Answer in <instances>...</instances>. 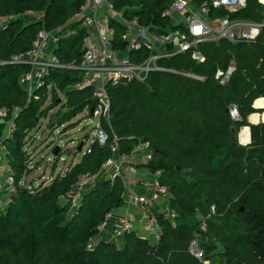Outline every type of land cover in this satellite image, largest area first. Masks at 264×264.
<instances>
[{
  "label": "trees",
  "instance_id": "trees-1",
  "mask_svg": "<svg viewBox=\"0 0 264 264\" xmlns=\"http://www.w3.org/2000/svg\"><path fill=\"white\" fill-rule=\"evenodd\" d=\"M84 1L0 0V17L12 18L0 30V61L30 50L41 29L65 27ZM111 1L117 10L137 16L152 30L173 28L171 19L163 15L172 0ZM263 13L260 0H248L246 8L230 16L260 22ZM78 26L76 22L70 28ZM83 38L84 31L79 30L60 41L56 53L62 63L80 64ZM199 49L204 61L185 53L161 64L202 80L152 72L144 82L123 79L109 84L110 120L103 123L109 133L106 144L94 138L78 162L38 187L28 180L33 172L28 148L40 120L58 107L49 128L66 123L70 124L64 132L74 128L71 122L84 110L91 116L93 89L74 88L82 81L79 70L55 69L29 100L21 82L29 67L0 65V109L8 112L6 122L0 121V143L15 185L10 201L0 207V264H203L189 252L196 238L208 264H264V123L248 121L251 114L264 112L254 107L258 98H264V27L254 41L222 40L201 44ZM231 65L236 71L223 85L217 72ZM50 87L52 97L46 106ZM233 106L240 120L228 113ZM16 108L15 128L6 138L7 122ZM242 127L251 131L247 146L238 140ZM111 131L118 137L116 143ZM85 141L77 152H82ZM145 143L149 148L143 155L150 153L151 160L139 168L154 175L159 172L157 180L166 189L168 209L175 216L171 219L156 211L161 228L157 242L136 230L124 232L118 240L97 241L107 216L125 203L126 182L121 175L95 179L72 213L77 182L84 174L96 178L110 159L129 157ZM57 146L48 145L52 152ZM62 153L60 147L54 169ZM67 196L70 200L65 202ZM2 197L0 186V201ZM208 214L203 229L202 217ZM92 241L95 245L89 248Z\"/></svg>",
  "mask_w": 264,
  "mask_h": 264
},
{
  "label": "built area",
  "instance_id": "built-area-1",
  "mask_svg": "<svg viewBox=\"0 0 264 264\" xmlns=\"http://www.w3.org/2000/svg\"><path fill=\"white\" fill-rule=\"evenodd\" d=\"M264 5V2L260 0ZM248 0H172L163 15L171 19L172 29L152 30L149 26L141 23L137 16H127L123 11L115 8L111 0H85L80 11L73 15L65 27H59L49 31L41 29L30 50L24 54L13 56L8 61H0V65L20 64L29 67L21 77L28 98L34 97L36 90L45 85L47 75L55 69H71L82 72V81L74 86L76 89L91 87L95 106L91 111L92 122L96 130L95 138L104 145L109 139V133L103 123L110 120V98L107 87L120 80H136L144 82L152 72L181 73L187 77L202 80L203 77L192 73H182L172 68H167L161 63L171 60L180 54L190 53L192 58L204 61V55L199 47L204 43H218L222 40L230 42L254 41L262 27L260 22H253L239 18H232L230 13L238 12L247 7ZM134 12L135 8H130ZM219 10L228 12L226 15H217ZM11 17H0V30L6 27ZM79 22L78 29H71L74 23ZM79 30L84 31L83 56L80 64H64L61 62L56 51L63 38L75 36ZM121 31V32H120ZM120 32V33H119ZM236 71L231 65L226 71L219 70L217 78L221 84H227L232 74ZM19 109L16 108L13 117L7 122L6 138H9L15 128V118ZM234 120H240L237 106L229 110ZM8 112L0 109V121L6 122ZM115 143L118 140L113 132ZM140 148L146 150L149 144H141ZM5 148L0 143V151L5 160L4 175L0 173V186L3 197L0 207H5L15 192L14 177L10 173V167L5 159ZM117 152V146L113 147ZM145 162L151 160V154L144 155ZM120 160V159H119ZM115 160L110 159L104 168L114 166ZM116 170L111 174L114 178L119 176L123 168L122 160L116 165ZM150 184L152 193L150 196L132 194L131 201L139 206L142 226L137 229L127 217L115 219L112 227L113 239L118 240L124 232L136 230L142 236L157 242L161 237V228L156 216V201L160 197H167L166 189L160 186L157 176ZM95 178L89 174L81 175L74 190V197L81 200ZM169 218L175 213L168 208L162 210ZM113 213L107 216V220L101 225V231L109 226L113 220ZM211 217L208 214L202 217V228H206V220ZM92 241L88 247H94ZM189 252L203 262L204 251L199 245V239H194L189 247Z\"/></svg>",
  "mask_w": 264,
  "mask_h": 264
},
{
  "label": "rangeland",
  "instance_id": "rangeland-1",
  "mask_svg": "<svg viewBox=\"0 0 264 264\" xmlns=\"http://www.w3.org/2000/svg\"><path fill=\"white\" fill-rule=\"evenodd\" d=\"M31 17L36 15H30ZM39 16V15H38ZM49 97L46 103V106L50 104V100L52 97L51 87L49 88ZM60 98L63 99V94L59 92ZM57 109H53L49 112L47 118L43 117L40 120L39 127L34 131L36 134V139L31 140L29 143V152L31 153V164L30 167L33 168V172L29 177V181H33V185L38 187L43 181L49 183L53 177H56L58 174H64L66 169L72 164V162H77L82 157L83 153L86 152L87 148L93 141L96 136V130L94 128V124L92 122V117L89 115L88 110H84L77 117L73 119L71 123H75L74 128H67L64 132L65 127H67L70 123H66L63 126H57L54 129L49 128V124L52 116L57 112ZM89 135V140L85 141L84 138ZM81 141H85V145L83 147L82 152H77L76 148L80 144ZM54 142L55 145H59L62 148V157L59 161H57L56 168L54 169V165L56 164V159L52 155V149L48 147V145ZM81 146H83L81 144ZM80 147V146H79ZM78 147V148H79ZM68 150H71L69 153ZM3 154L0 151V166L5 164V160L3 159ZM2 167V166H1ZM2 170V169H0ZM106 179L109 178L106 175H98L95 179ZM93 186H89L86 190V193L89 192L90 188ZM74 197V196H73ZM65 202L70 200V197H64ZM63 201V202H64ZM81 200H77L72 198L73 209L72 213L76 212L80 206ZM101 232V231H100ZM111 240L112 236L109 237ZM108 239V238H107ZM99 240V236L97 237V241ZM96 241V242H97ZM109 241V240H107Z\"/></svg>",
  "mask_w": 264,
  "mask_h": 264
},
{
  "label": "crops",
  "instance_id": "crops-1",
  "mask_svg": "<svg viewBox=\"0 0 264 264\" xmlns=\"http://www.w3.org/2000/svg\"><path fill=\"white\" fill-rule=\"evenodd\" d=\"M264 2V0H261ZM254 107L257 109H263L264 108V98H258L254 102ZM91 112V111H90ZM248 121L252 124H259L264 123V112L263 113H253L248 117ZM247 129L248 131V142H243L241 139V132L242 130ZM239 143L242 146H247L251 142V131L249 127H242L239 135H238ZM120 159V160H119ZM80 160V159H79ZM122 160L123 168L120 169L119 174L123 177V179L126 182V193H125V203L122 207L117 209L113 215V220H111V223H109V226L102 230L99 233V240H111L109 237L112 236V227L114 225L115 219L118 217H127L130 219L132 224L135 226V228L139 229L142 226V221L140 217V211L139 206L134 204L131 201L132 194H138L143 196H150L152 193L150 184L154 182L155 175L152 174L148 169L146 168H139V166L143 163H145L143 150L139 147L133 155L131 156H124L119 157L117 156L115 158V165L114 166H108L106 168H103L100 176L106 175L107 177H110L111 174L116 170V165L120 164V161ZM78 162V161H77ZM76 163V162H75ZM0 173L4 175V164L1 165ZM155 209L157 211H162L168 208V202L165 197H160L156 201ZM108 238V239H107Z\"/></svg>",
  "mask_w": 264,
  "mask_h": 264
},
{
  "label": "bare ground",
  "instance_id": "bare-ground-1",
  "mask_svg": "<svg viewBox=\"0 0 264 264\" xmlns=\"http://www.w3.org/2000/svg\"><path fill=\"white\" fill-rule=\"evenodd\" d=\"M241 139L245 143L248 142V131H247V129L242 130Z\"/></svg>",
  "mask_w": 264,
  "mask_h": 264
},
{
  "label": "water",
  "instance_id": "water-1",
  "mask_svg": "<svg viewBox=\"0 0 264 264\" xmlns=\"http://www.w3.org/2000/svg\"><path fill=\"white\" fill-rule=\"evenodd\" d=\"M93 110H94V109H92L91 111L93 112ZM228 113H229V110H228ZM2 122H3V121H2ZM233 130H234V128H233ZM239 133H240V132H239ZM81 149H82V146H80V147L78 148V151H81ZM59 151H60V147L57 146V147L53 150L52 155H53V156H57L58 153H59Z\"/></svg>",
  "mask_w": 264,
  "mask_h": 264
}]
</instances>
